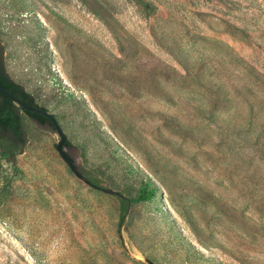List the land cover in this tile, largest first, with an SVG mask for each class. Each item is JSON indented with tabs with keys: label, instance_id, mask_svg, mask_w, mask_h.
I'll return each instance as SVG.
<instances>
[{
	"label": "rangeland",
	"instance_id": "obj_1",
	"mask_svg": "<svg viewBox=\"0 0 264 264\" xmlns=\"http://www.w3.org/2000/svg\"><path fill=\"white\" fill-rule=\"evenodd\" d=\"M0 41L81 174L158 190L121 221L24 116L0 264H264V0H0Z\"/></svg>",
	"mask_w": 264,
	"mask_h": 264
},
{
	"label": "trees",
	"instance_id": "obj_2",
	"mask_svg": "<svg viewBox=\"0 0 264 264\" xmlns=\"http://www.w3.org/2000/svg\"><path fill=\"white\" fill-rule=\"evenodd\" d=\"M185 68L188 64L182 60ZM0 85L8 89L11 93L21 98L28 104L45 106L36 102L34 95L27 91L23 85L16 82L7 72L4 63V47L0 41ZM217 85V84H216ZM48 110V109H47ZM24 116H28L40 125H48L53 128L52 121L43 114L28 111L18 106L13 100H9L6 95L0 92V167L1 162L16 164V158L22 154L28 144V130L24 121ZM54 130V128H53ZM69 142H66V145ZM77 168V167H76ZM83 175V174H82ZM91 183L100 185L99 181L91 176L84 175ZM144 185L139 189L135 197L129 194L117 195L121 200L120 220L123 221L131 202L149 201L157 194V186L151 179L144 181ZM2 191L0 189V197Z\"/></svg>",
	"mask_w": 264,
	"mask_h": 264
},
{
	"label": "water",
	"instance_id": "obj_3",
	"mask_svg": "<svg viewBox=\"0 0 264 264\" xmlns=\"http://www.w3.org/2000/svg\"><path fill=\"white\" fill-rule=\"evenodd\" d=\"M0 92L3 93L4 95H6L8 97L9 100H13L18 106H21L22 108L31 111V112H35V113H39V114H43L46 117H48L53 124V128L54 130L57 132V134L60 136V140L57 142L56 145V149L57 151L62 155V157L64 158V160L67 162L69 168L78 176L80 177L82 180H84L86 183L92 185L93 187H96L98 189H101L103 191H107L110 194H117V195H122L121 193H119L117 190L114 189H107L104 188L101 185H96L91 183L84 175H82L76 168L75 163L73 161V159L71 158V156L65 151V146H66V142L68 140L66 133L64 132L62 126L60 125L57 117L55 116V114H53L52 112H50L49 110L42 108L40 106H35V105H31L26 103L25 101H23L21 98H19L18 96L14 95L13 93H11L8 89H6L5 87L0 85Z\"/></svg>",
	"mask_w": 264,
	"mask_h": 264
}]
</instances>
